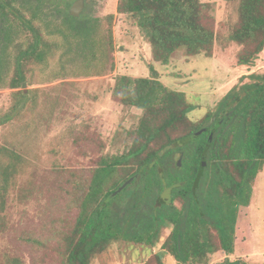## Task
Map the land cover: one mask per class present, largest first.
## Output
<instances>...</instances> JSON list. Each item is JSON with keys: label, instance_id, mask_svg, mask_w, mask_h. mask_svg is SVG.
Here are the masks:
<instances>
[{"label": "trees", "instance_id": "16d2710c", "mask_svg": "<svg viewBox=\"0 0 264 264\" xmlns=\"http://www.w3.org/2000/svg\"><path fill=\"white\" fill-rule=\"evenodd\" d=\"M75 1L0 0V85L11 34L19 32L27 38L26 47L18 44L16 67L8 83L11 88L22 86L24 63H40L51 48L36 20L55 23L62 18L68 24L65 36L77 46L87 49L91 42L92 54L112 51V31L108 32L109 47L94 39L99 20H89L85 13L73 17L69 10ZM225 1L239 3L231 40L241 46L238 63L252 65L264 51V0ZM117 12L136 21L149 40L155 62L167 65L180 50L191 58L214 54L216 19L202 0H119ZM113 19L114 15L108 17L109 28ZM153 75L116 79L113 97L143 111L138 138L127 153L101 158L89 176L70 172L78 195L73 205L79 214L72 232L56 240L61 242L62 264H91L116 242L139 244L150 251L166 220L175 229L154 257L158 264H165L168 254L178 264H209L210 255L235 251L240 207L249 205L253 183L264 166V71L240 78V84L224 96L215 120L208 114L198 123L188 118L196 106L186 94L166 87L157 71ZM130 178L134 180L127 188L113 196ZM34 179L19 187L21 200L36 202L40 196ZM174 184L173 198L185 205L180 210L164 198L165 189ZM6 191L7 186L1 206ZM2 219L0 229L5 224ZM214 264L248 262L226 258Z\"/></svg>", "mask_w": 264, "mask_h": 264}, {"label": "rangeland", "instance_id": "374dc122", "mask_svg": "<svg viewBox=\"0 0 264 264\" xmlns=\"http://www.w3.org/2000/svg\"><path fill=\"white\" fill-rule=\"evenodd\" d=\"M202 1L210 5L216 19L213 56L191 58L180 50L167 65L153 61L152 47L136 21L117 12L119 0H91L83 12L87 19L99 20L94 39L108 46L112 31L113 49L105 53L93 55L91 42L87 49L77 46L65 36L68 24L62 18L55 23L36 20L51 48L40 63H24V82L15 89L8 83L16 67L18 44L26 47L27 38L19 32L11 34L0 85V120H6L0 123V204L7 186L4 205H0L5 223L0 229V264H62L61 242L56 240L72 232L79 214L73 205L78 195L70 172L89 176L101 158L127 153L138 138L143 111L113 97L119 76L152 78L157 71L161 83L185 93L196 106L188 118L198 123L208 114L215 120L224 96L240 84V78L264 71V51L252 65L238 63L241 46L231 38L239 3ZM110 15L114 19L109 28ZM31 178L40 191L36 202L21 200L19 195V187ZM249 199V205L239 210L234 253L212 254L209 264L226 258L264 264V166ZM182 205L177 198L174 206ZM151 251L139 244L111 243L91 264H158L154 257L159 250ZM165 264L176 263L166 258Z\"/></svg>", "mask_w": 264, "mask_h": 264}, {"label": "flooded vegetation", "instance_id": "af4514ba", "mask_svg": "<svg viewBox=\"0 0 264 264\" xmlns=\"http://www.w3.org/2000/svg\"><path fill=\"white\" fill-rule=\"evenodd\" d=\"M176 185L177 184H174V185L169 186V187H167L165 189V191H164V198L166 199V201L169 203L170 206L174 207V209L180 210L185 205L183 204L181 206V208H177V207L174 206L175 199L173 198L172 191H173V189L175 188ZM167 191H169V196H167V193H168ZM165 228L168 230V232H166V231L163 232V230ZM174 229H175V224L173 222H171L170 220L169 221L168 220L164 221L162 223L161 230L157 234H155L154 244L152 245L151 250L155 252L156 249H157V250H159V251L162 252L163 251V245L168 240V238L171 236V234H172V232H173ZM159 251L158 252H155V253H161ZM166 258H171L172 260L175 261L176 264H178L177 261L175 260V258L172 255H169L168 254V256Z\"/></svg>", "mask_w": 264, "mask_h": 264}, {"label": "water", "instance_id": "95a60500", "mask_svg": "<svg viewBox=\"0 0 264 264\" xmlns=\"http://www.w3.org/2000/svg\"><path fill=\"white\" fill-rule=\"evenodd\" d=\"M85 8H86V0H76L71 5L69 12L73 17L78 18L83 14V12L85 11ZM204 131H205V129L199 131L198 133L195 134V136L201 135ZM133 180H134V178H130L129 180H127L116 192H114L113 196H116L119 193H121L124 189L127 188V186Z\"/></svg>", "mask_w": 264, "mask_h": 264}]
</instances>
